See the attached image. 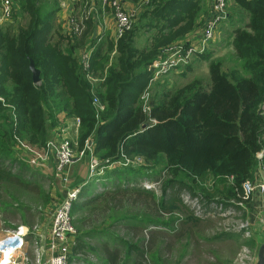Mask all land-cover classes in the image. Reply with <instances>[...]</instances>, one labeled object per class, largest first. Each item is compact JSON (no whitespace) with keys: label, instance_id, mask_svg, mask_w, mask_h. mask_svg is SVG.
Listing matches in <instances>:
<instances>
[{"label":"trees","instance_id":"16d2710c","mask_svg":"<svg viewBox=\"0 0 264 264\" xmlns=\"http://www.w3.org/2000/svg\"><path fill=\"white\" fill-rule=\"evenodd\" d=\"M44 1L17 0L18 13L12 16L26 15L27 25L16 31L10 25L0 28V97L3 98V103L0 102V203L5 202L3 198L11 188L26 186L12 172L13 169L29 170L26 164L15 159L18 149L14 137L30 146L43 147L50 131L61 128L57 114L64 113L79 121L77 149L82 150L85 142L91 140L93 154L101 162L115 161L120 151L140 155L147 161L163 156V182L156 181L161 195L155 205L158 214L172 217L174 204H180L191 220H200L190 207L195 203L204 219L211 215L220 219L221 213L217 211L230 208L238 222H245L244 210L239 205L248 202L242 198V183L254 181L258 165L256 154L262 148L264 133V117L258 108L262 95L258 75L264 71V0H235L247 14L248 21L244 27L233 31L232 47L234 56L242 63V70L251 75L250 78H235L237 73L233 69L232 79L222 70L220 62L210 61L208 85L194 79L167 91L156 100L151 99L148 112L140 105V95L151 76L148 68L162 47L195 27L201 0H149L147 4L153 7L147 8L140 19L147 18L145 25L157 29L151 37L150 48L135 49L133 32L137 25L134 24L114 43L107 44V53L95 49L91 53L89 73L103 77V81L94 87L88 84L82 70L80 55L83 51L77 60L75 46L68 45L63 50L59 43L50 41L58 4ZM67 30L70 32L69 28ZM69 35L75 36L71 32ZM112 51L115 55L110 58ZM30 61L39 70L37 84L32 82ZM93 97L104 106L98 118L92 106ZM137 172L113 169L106 177L121 179L128 173L136 177ZM205 174L213 180H231L223 199L217 197L222 194L217 189L212 190L213 194L205 188L195 189L197 181ZM124 191L147 196L152 193L128 186ZM104 195L99 193L86 201L84 208L87 207L89 218L99 216L103 202L109 210L112 207L107 200L114 199ZM43 198L46 204L48 196ZM9 200L16 199L9 195ZM74 203L72 215L76 208ZM116 205L114 203L113 207ZM85 219L75 223L84 225ZM181 220L154 224L166 228L183 222ZM79 238H76L74 253L90 249ZM252 245L251 241L244 242L245 247L252 248ZM102 247L105 263L115 264V254ZM139 247L126 244L127 255Z\"/></svg>","mask_w":264,"mask_h":264},{"label":"rangeland","instance_id":"374dc122","mask_svg":"<svg viewBox=\"0 0 264 264\" xmlns=\"http://www.w3.org/2000/svg\"><path fill=\"white\" fill-rule=\"evenodd\" d=\"M46 1L50 3H52V1H55L59 3L61 0H45L44 2ZM148 1L149 0H141L139 2L140 6L138 5V7L134 9L136 12V19L134 20L133 25H137V30L133 32V46L137 50H142L145 47L150 48L152 43L151 37L152 35L157 33V29L145 25L146 22H148L147 18L140 19V15L147 8L152 9L153 7V5L147 4ZM209 2L211 5L212 0H208V3ZM15 4H18L17 0H13V15ZM83 7H85V4H83ZM80 10L84 11L85 8H80L76 11L79 12ZM227 11L228 7H226V13ZM90 13L91 10L89 12V15ZM82 16H84V12L82 13ZM209 16L210 11L209 14L208 12H205V3L200 4V13L196 16L194 22V25L196 24L195 27H193L191 31H188L183 37L162 47L159 50V54L160 51L167 46L176 43H184L197 36L202 25ZM233 18L234 20L231 21V25L233 21H244L243 15H241L240 10H237V13L233 15ZM73 20L78 21V19L76 18L69 19V21ZM84 21L85 19H83V23L80 25V33L76 34L75 36H70L75 41L73 44L76 48L79 45V43L76 41H79L84 36V32L87 33L88 29H90V27H86L84 25ZM225 21H223L220 25H222ZM9 22L11 23H9L8 25L11 26L13 31H16L19 27H25L27 25L28 17L24 14H18L14 18L12 16ZM55 29L56 30H54L53 32L54 36L59 37L60 35L63 36L65 34L64 31L58 33V30L60 31L59 27L57 28L56 26ZM195 31L199 32L196 33ZM225 34L227 33L223 32L222 37H224ZM224 42L220 44L223 50L222 53H218L219 58L214 59V61L220 62L222 70L231 78L233 77V75L231 74V71L233 69L236 70L235 72L237 73L235 78H238L240 76L250 78L251 75L246 74L242 70L241 61L236 59L235 56L227 54L226 49L228 48V44H225ZM213 44L210 43L209 45L212 47ZM209 45L207 50L209 49ZM159 54L155 59H157ZM114 55L115 54H111L109 56L110 58H112ZM198 56V54L194 55L187 66L179 67L171 71L167 75L158 77L151 83L148 82L147 86L143 90V92L145 91L148 94L147 106L149 107L151 99L156 100L161 96V94L180 88L194 79H200L204 85H208L209 75L205 72V68L207 66L205 64L206 62L203 61L206 59V57L202 60V62H199L194 73H191V71L187 72V70L184 71V69L188 67ZM175 71L177 73H175ZM258 76V83L260 88L262 89V95L258 103V108L259 114L264 117V71L260 72ZM91 77L96 81L103 78L99 75L95 76L92 73ZM86 81L91 87H93V85H91V83L87 79ZM97 83L99 82H95L94 85H97ZM142 95L143 94L140 95L141 106L144 104V101L141 99ZM263 135L261 136L262 148L264 145V142L262 140ZM50 139L51 138L49 137L48 140ZM89 142L92 141L89 140ZM123 156H125L126 158H122L118 155L116 157V161L121 160L124 163L125 160H128V164L126 166L113 165L112 167L105 170V175L103 174L95 178L105 177L106 173L113 169H127L129 171H138L137 175L139 176L134 177V174L132 175L131 173H128L126 174L127 176L122 177L121 179H113V181H117H114L115 184H113L107 191L104 190L101 192H94V190H92L93 195H98L99 193H101L102 195L105 193L104 196L113 198V201H110L109 199L107 200V203L112 207H110V210L106 214L101 213L97 218H93V220L95 219L99 222L94 221L90 224L89 221H91V219L87 216L85 217L87 220L85 223L86 225H88V227L82 228V230H89V227L94 226L96 231H100L103 233H99V236H94L91 234L82 235V241H84V243H86L90 249L86 248L83 252H77L78 254L71 251V254H73L71 255V257L77 255L78 257L74 258L83 260L84 264H106L104 261L105 256L102 247L105 246V250L111 251L115 254V264H247L250 258V264H252L253 258L256 254L255 250L249 247H247V252H244L243 250L244 242L252 239L249 232L250 229H238L241 222H238V220L236 219L237 215L233 210H231L230 208H226V210L224 209V212L222 210H218L217 212L221 213L220 219H217L216 217L214 218L213 215H211L210 218L208 217L209 219H204V216L200 211L201 209L199 210L198 207L192 205L190 207L195 212V215H199L200 220H191V216L188 214V211L185 208H182L180 204H174L175 209L173 216L163 217L162 215L157 213V207H155L156 203L161 199L158 187H155V190H148L152 191V193H150V196H147L144 193L134 194L128 191H124V187L126 186L130 188L143 189L141 186L144 183H149L150 185L156 183V181H161L162 183L163 176L161 177V172L165 165L163 156H160L154 161H147L140 155L123 154ZM257 160V167H260V170L262 171V166L260 163L261 161H259L258 158ZM85 166L86 164L81 162L72 166V168L70 167L69 180L71 184L69 183L66 186H62V188H60L59 182L54 178V176L50 175L49 173L42 174L37 170L31 169H13L12 172L18 175L20 181L28 187L23 185H16L15 187L11 188L8 192L9 194L6 195L5 198H3V201L5 202L0 203V210L5 211L6 215V220L4 221V223H1L2 221L0 222V235H2V230H12L18 226H36L39 229L40 235L45 234L46 227L48 226V221H50L52 211L54 210L53 203L56 200H54V197L58 195V191L62 190V194L64 195L71 188L79 187V185L83 181L86 180V184L89 181L87 179L88 168L86 172ZM81 173H83L82 178L80 177ZM230 185V179L220 178L213 180L209 174H205L197 181L195 189L198 191L199 189L205 188L208 189L211 194H213L214 192L212 191L213 189H219L221 190L222 194L217 195V197L223 199ZM108 191H110L109 194ZM41 193H43V196H48V202L46 204H43L44 198ZM9 195L10 197H15L16 200L10 201ZM251 198H249L247 201H249ZM214 199H216V197ZM87 200H81V202H79L78 204H81V206L84 207ZM185 201H187V199H185ZM112 203H117V205L113 207ZM241 207L245 209V203ZM25 209H30L32 210V212H36V214H31V212L25 213ZM76 217L77 216L75 215L74 219ZM175 219H182L181 221L183 222L176 223L175 225H171L170 227L166 228H162L159 225L154 224L160 222L166 224L169 223L170 220ZM110 223L111 226L109 225ZM44 224L45 228L42 231V226H44ZM77 227L78 226H76V228ZM100 229L104 230L101 231ZM247 232L248 235H246ZM77 236L78 232L76 237ZM126 244L135 245L138 247L140 245L142 246L139 247V249L133 250L128 256L126 253ZM163 247H165L166 250H163ZM24 255L29 259V262L27 264H34V252L31 247H29L24 252Z\"/></svg>","mask_w":264,"mask_h":264},{"label":"built area","instance_id":"2783aa9c","mask_svg":"<svg viewBox=\"0 0 264 264\" xmlns=\"http://www.w3.org/2000/svg\"><path fill=\"white\" fill-rule=\"evenodd\" d=\"M85 3L89 0H81ZM228 0H212L210 8V16L202 25L200 32L194 38L184 43H176L163 48L159 56L149 66L150 79L149 83L162 75H167L171 71L187 66L194 55L204 54L208 45L215 40L216 31L220 24L225 21L227 17L226 7ZM112 10L115 35L117 40L124 33L132 29L134 20L136 19V12L134 9H128L123 0H102ZM1 13L0 25L9 21L13 15V0H0ZM90 10H87V15ZM69 31L73 34H79L81 31L80 25L82 21H69ZM91 52L89 50L83 51L80 55V63L82 70L85 72L86 79L94 85L95 82L89 73ZM141 99L144 104L141 106L144 112H148L150 107L147 106L148 94L144 91ZM3 103V99L0 98ZM92 105L96 111V117L104 110V106L99 103L96 97H93ZM70 127L59 128L56 137L48 140L43 147H33L14 137L16 148L24 152L26 159L23 160L30 168L45 167L53 163L54 178L59 180L61 186L69 184V168L81 161L87 159L88 177L87 179H98L97 176L105 174V170L114 166H126L128 160L124 163L121 160L114 162H101L93 154L92 143L87 141L82 150L77 149V134L79 128L78 119L73 120L72 131ZM72 132V133H71ZM264 134V133H263ZM264 142V135H263ZM259 161H261V169L264 174V145L263 148L256 154ZM119 156H123L122 151ZM52 159V160H51ZM145 190H155L158 187L157 183H144L141 186ZM156 187V188H155ZM81 186L71 188L64 197L54 206L51 214L49 224V235L45 239V263L46 264H69L71 254V243L77 235V230L74 225V218L72 216V206L77 200ZM264 194V180L263 181H245L242 184L243 199L248 200L255 192ZM195 205V203H192ZM240 206L243 204L239 203ZM248 223L245 221L240 224L238 229H248ZM0 238V264H27L29 259L25 257L24 252L31 247L34 252V264H39V243L42 235L36 226L26 227L18 226L15 229H4L1 231ZM248 235V232L246 233ZM244 252H247V247L243 246ZM251 258L247 264H250Z\"/></svg>","mask_w":264,"mask_h":264},{"label":"crops","instance_id":"0c3cea01","mask_svg":"<svg viewBox=\"0 0 264 264\" xmlns=\"http://www.w3.org/2000/svg\"><path fill=\"white\" fill-rule=\"evenodd\" d=\"M123 1H124L125 6L128 9H135L136 7H138L139 2L141 0H123ZM202 3H205V12L206 13L208 12V14H209L210 7H211L210 2L208 3V0H201V4ZM57 4H58V12L55 15L54 30H56L55 27L57 26V28L58 27L60 28V31L58 30V33H61V31H64L65 34L63 36L60 35L58 37V36H54L52 33L53 36L51 35V38H50V41L52 43H55V42L59 43L60 46H62L63 50L68 45L75 46L73 44L75 41L73 40V38L70 37L69 32L67 30L68 25H69L68 21L71 18H76V19H78V21H83V19H85L84 25L86 27H90V29H88L87 33L84 32V36L79 41H76L79 43V45L77 46V48H75L74 56L78 60L80 53L87 48L89 49V51L91 53L95 49L97 50L98 48L101 49L102 54L107 53V51H106L107 44L109 42H113V43L115 42V38H114L115 23H114L112 10L110 9V7L108 5L103 4L102 0H89V1H87V3H85L81 0H61ZM83 4H85V7H83ZM14 7H16V9L14 8V15H15L17 13L18 8H17V5H14ZM227 7H228L227 19L222 25H220V28H218V31H216L215 40L212 42V44L214 43L213 46L211 47L209 45V49L206 50V52L203 55H199L198 57H196L193 60V62L188 67H186L184 69V71L187 70V72L191 71V73H194L199 62L200 61L202 62V60L206 57V59L203 61L206 62L205 64L207 67L205 68L206 69L205 72H206V74H208V61L209 62L214 61V59L219 58L218 53H222V51H223L220 44L224 41H225L224 42L225 44H228V48L226 49L227 54H229V55L231 54V56H234L233 47H232V40H233V35H234L233 31L236 28L244 27V25H246V23L248 21V16L245 13V11L243 9H241L239 7V5H237L235 0H228L227 1ZM80 8H83V9L85 8V10L84 11L80 10L79 12L76 11V10H79ZM87 10H91L90 15H93V16H90L89 14H88L89 16H87V13H86ZM237 10H240L241 15H243L244 21H241V20L240 21H233V23L231 25V21L234 20L233 15L237 13ZM83 12H84V16L87 18L82 16ZM0 13H1V4H0ZM61 21H63V22H61ZM9 23H11V22H9V21L4 22L3 24L0 25V28L5 29L6 27L9 26L8 25ZM198 32H196V33H198ZM223 32L227 33V34H225L224 37H222ZM196 33H195V35H196ZM111 54H115V52L112 51L110 53V55ZM175 73H177V72L175 71ZM94 86H96V85H93V87ZM57 118L59 119V121L61 123V125H59L60 127H62V128H65L68 126L70 127V125L72 124L70 131H72V129H74L73 119L66 117V115L64 113L57 114ZM57 129L53 128L50 131L49 137L51 139L56 137V133L58 132ZM15 159L17 161H20V162H23L24 164H26L23 161L26 159V155L24 154V152H21L18 150L15 153ZM52 162L45 167L30 168L28 165H26V166L29 169L37 170L38 172H40L42 174L49 173L50 175L54 176V174H53L54 173L53 163ZM81 162L86 164L85 168H86V172H87V165H88L87 159L85 158ZM81 162H79V163H81ZM76 164H74V165H76ZM74 165H72V166H74ZM72 166H71V168H72ZM82 175H83V173H81L80 177ZM69 179H70V176H69ZM56 180L59 182L58 179H56ZM254 180L255 181H263L264 180V174L260 170V167L259 168L257 167ZM114 181H117V180H114ZM114 181L112 178H107L106 176L102 177L101 179H98V180H93V179L89 180L87 182V184H86V180L83 181L79 186H82V185H84V186L80 191V194L78 196V200H76L74 203V204H76V208H75V212L72 216H73V218L75 215L77 216L74 220L76 221L79 219H85L86 216L88 217L87 207L84 208L81 206V204H78L79 202H81V200L85 201V200L89 199L90 197H92L93 196L92 190H94V192H101L103 190L110 189V187L113 184H115ZM69 183L71 184L70 180H69ZM59 185H60V188H62L60 183H59ZM219 191H221V190H219ZM62 193H63V191L59 190L58 195H56L54 197V200L56 199L55 202L53 203L54 206L58 202V200H60L64 197L65 194L63 195ZM103 205H107V204L105 202L102 203V208H101L102 212H100V214L101 213L106 214L109 211L108 205L106 207H103ZM245 206H246V208L243 209V210H245L244 211L245 221L249 225L248 229H250L249 232H250V235L252 237V239H250L249 241H251L253 243L252 249L255 250V253H256L255 256L258 254V252H262V255H263L262 259L264 260V194L256 191L252 195V198L248 202L245 203ZM24 212L25 213L31 212V214H36V212H32V210H30V209H25ZM94 218H97V217L94 216ZM90 219H91V221H89L90 224L94 221L99 222L96 220L93 221L92 216L90 217ZM5 220H6L5 211L3 212L2 210H0V222L2 221L1 223H4ZM49 224H50V221H48V226L46 227V231L44 234L45 239L49 235ZM74 225L78 226L76 228V230L78 232V236L80 237L79 238L80 241H82V237H81L82 235L91 234L94 236H96V235L99 236V233H103L100 231H96L94 226L89 227V230H82V228H86V227H88V225H86V224L83 225V223L81 225H79V224H77V222ZM109 225L111 226V223ZM44 228H45V224H44V226H42V231ZM100 230L102 231L104 229H100ZM238 235H239V233H238ZM1 237H2V235H0V238ZM77 237L74 238L73 242L71 243V247H72V245H73V247L76 245L75 241H76ZM73 247H72L71 251H73ZM71 255H73V254H70V261H69L70 264H84L83 260L74 258V257H78L77 255L76 256L74 255V257H71ZM257 259L258 258L256 256V260Z\"/></svg>","mask_w":264,"mask_h":264},{"label":"water","instance_id":"95a60500","mask_svg":"<svg viewBox=\"0 0 264 264\" xmlns=\"http://www.w3.org/2000/svg\"><path fill=\"white\" fill-rule=\"evenodd\" d=\"M29 69L32 74V82L37 84L40 81L39 70L35 68L32 61L29 62ZM39 264H46L45 263V237L42 234L41 241L39 243ZM257 256V260H256ZM253 258L252 264H264V260L262 259V252H258V254Z\"/></svg>","mask_w":264,"mask_h":264},{"label":"bare ground","instance_id":"6f19581e","mask_svg":"<svg viewBox=\"0 0 264 264\" xmlns=\"http://www.w3.org/2000/svg\"><path fill=\"white\" fill-rule=\"evenodd\" d=\"M76 228V227H75Z\"/></svg>","mask_w":264,"mask_h":264}]
</instances>
